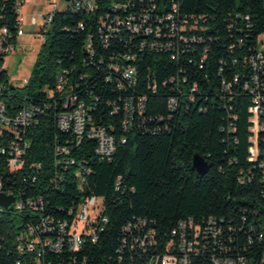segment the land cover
I'll return each mask as SVG.
<instances>
[{"label":"trees","instance_id":"trees-1","mask_svg":"<svg viewBox=\"0 0 264 264\" xmlns=\"http://www.w3.org/2000/svg\"><path fill=\"white\" fill-rule=\"evenodd\" d=\"M14 1L0 0V26L8 24L12 29L15 24ZM85 1L67 0L70 4L53 14L42 31L29 79L20 88L8 84L4 89L8 114L26 105L38 110L24 134L29 147L22 168L10 172L7 156L0 154V176L23 204L22 209L0 210V264H153L169 242L173 247L179 242L178 234L171 232L181 233L182 221L191 219L203 226L209 217L223 218L225 225H232L231 231L215 242L199 240L200 251L189 255V264H211L213 253L259 263L264 258V180L258 169L249 172L250 98L238 85H232L231 94L223 93L221 80H230L240 70V57L249 53L257 36L264 35V0H154L155 12L161 15L175 3L179 14L205 16L198 22L206 27L199 32L204 42L183 43L177 37L121 29L104 48L98 39L100 19L113 15L114 3L127 0H92V9L84 7ZM149 6V0H131L126 12L141 13ZM118 14L123 16V8ZM246 15L248 20L243 19ZM169 24H161L163 33H168ZM89 36L91 44H87ZM13 39H18L16 28ZM153 41H169L171 46L150 48ZM140 42L145 43L141 50ZM204 46L208 50L202 58ZM126 53L133 59H124ZM117 62L136 67L134 85L120 79L122 87H117L120 75L110 69ZM171 76L177 80L168 82ZM8 81L6 70L0 71V88ZM192 83L197 88L189 102L178 89L183 86L188 92ZM67 95L83 104L93 127L102 126L113 136L116 146L110 157L96 154L94 140L84 136L78 141L71 131L58 128L57 116ZM171 96L180 104L175 112L174 105H167ZM130 97L134 106L144 97V109L140 114L135 111L125 125V99L131 101ZM61 145L70 151L57 155ZM194 153L208 162L204 174L192 167ZM65 159L67 164L62 162ZM240 171L250 174V181L240 183ZM85 195L102 199L106 218L95 230L94 242L85 237L76 251L65 243L52 250L49 241L27 249L33 239V235L25 237L29 226L44 218L53 226L57 221L70 222V208ZM30 198L36 208L26 203ZM139 218L150 221L155 233L145 251L134 242L138 229H124ZM55 233L40 237L54 240ZM220 246L227 249L221 251ZM174 253L180 254L176 247Z\"/></svg>","mask_w":264,"mask_h":264},{"label":"built area","instance_id":"built-area-1","mask_svg":"<svg viewBox=\"0 0 264 264\" xmlns=\"http://www.w3.org/2000/svg\"><path fill=\"white\" fill-rule=\"evenodd\" d=\"M32 0H15L13 5V11L15 13V24H13L12 29L8 24H3L0 26V71L4 69L5 57L12 53L16 48L18 40L13 39V28H20L22 35L24 34V22L25 15L22 12V7L28 5ZM58 0H47L48 9L41 15L39 25V32L41 33V38L43 40L42 31L49 27L52 21L53 14L58 10L57 8ZM67 2V0H64ZM131 0H127L126 3L116 2L113 5L111 16L106 14L105 17L100 19V27L98 28V39L101 45L107 47L110 38L115 36L121 29L129 31L130 33H138L143 35H154L160 38L177 37L179 41L183 43L197 41L204 42L200 31L206 29L205 26L198 25L199 21H204L205 16L203 15H189L182 14L178 12V7L175 3L171 6V11L166 14H159L155 12L156 5L154 0L150 1V6L148 10L141 13L126 12L128 3ZM141 1V0H139ZM87 9H92V0H87ZM79 8V7H78ZM123 8V16L118 14V10ZM34 16V17H33ZM1 19V18H0ZM244 20H248V16H243ZM153 20V21H152ZM164 21L170 22L168 33H163V28L161 24ZM31 24H37L35 15L32 14ZM79 27L82 28V23H79ZM198 34L184 35L183 32L196 31ZM91 36L88 38L87 44H91ZM240 44V41H238ZM171 46V43H160L153 41L149 44L150 48H165L166 46ZM145 46L144 42H140L139 49ZM232 47V46H230ZM188 48V47H187ZM186 48V49H187ZM186 49H183L186 50ZM208 50L207 46H204L201 51L202 58H205L206 52ZM93 56V55H91ZM122 57L126 60L133 59V54H124ZM116 58L112 56L111 59ZM2 60V62H1ZM240 70L235 73L230 80H221V91L228 94L232 93V85H238L240 89L246 93L250 98V103L247 106L248 111V157L247 160L251 162L250 170L258 169L262 179L264 180V35H259L256 38L255 45L249 50V53H245L240 57ZM236 61V60H235ZM201 67V65H199ZM242 67V68H241ZM134 65L113 63L110 64V69L119 73L120 78L117 82V87H122V81L127 84V86L134 85L136 79H134ZM243 68H246L243 69ZM177 80V77L171 76L168 82H173ZM187 78L183 77L182 82H186ZM163 84L166 81L162 82ZM11 84L9 81L2 84L0 88V154L6 155V163L8 170L10 172H16L20 170L23 166L22 156L25 154L27 148L29 147V142L24 138L25 131L33 121L35 111L38 109L28 108V105L23 106L17 112L13 114L7 113V108L4 103V89L7 85ZM12 85V84H11ZM152 89H156L155 82H152ZM62 86H57L56 89H61ZM196 83L189 85V91L186 92L184 87L181 86L178 92L185 98L192 102L194 100L193 92L196 90ZM241 93V92H240ZM237 92L233 91V95ZM224 96V95H223ZM131 101L125 99L124 113L126 116L125 125L127 120L135 114V111L140 114L144 109L143 100L144 97H139L136 105L134 106L132 98ZM167 105H174V112L180 109V104L178 98L171 96L168 98ZM182 107V106H181ZM202 109V107H199ZM171 117V115H168ZM233 118H235L233 116ZM57 126L62 131H71L75 134L76 139L80 141L84 136L92 139L96 142L95 152L101 158L110 157L112 155V148H115L116 141L110 133H107L104 127H93L92 119L88 118V114L84 109L81 102H77L74 96H65L64 112H60L57 116ZM11 137L9 140L8 137ZM123 142L124 139H121ZM69 148L66 145L57 146L56 153L67 154ZM68 159L64 162L67 164ZM70 163H73V159H70ZM75 174L80 175L77 171ZM82 178V177H81ZM250 174L240 171L237 180L240 183H245L250 181ZM81 182L82 179H81ZM80 182V183H81ZM8 182L4 181V178L0 176V193L6 195L14 196V202L11 208L22 209L23 204L20 199H17L13 194ZM26 203L29 206L36 208V202L34 198L27 199ZM3 209L0 207V210ZM103 205L102 199L95 195H85L75 206L71 207L69 214H72V220L70 222L57 221L56 226L50 225L47 218L41 219L39 223L29 226L28 233L26 232L25 237L28 235H33V239L26 245L28 250H34L35 245L41 243L42 241H49V248L58 251L62 245L67 244L68 248L72 251H76L80 248L85 237H89V240L94 242L96 240L95 230L101 224L105 222L106 218L102 215ZM245 220V217H243ZM49 222H52L51 220ZM224 219L215 217H209L207 221L200 225H194L193 221L189 219L188 221H182L181 233H174V229L171 234H178L179 242L176 244V248L180 254L174 253L175 247L173 243L169 242L166 245L165 252L161 256H157L153 264H171V262H178V264H189V255L197 254L200 251L198 247L200 245L199 240H220L222 236H227L229 231H231L232 225L230 223L224 224ZM131 227L137 228L138 233L134 239V242L138 246H144L143 251L146 250V246L153 244L154 240V229L150 226V221L145 218H139L133 224H127L124 228L127 232ZM56 232L54 240L51 239H41V235ZM263 234L261 233V238ZM260 241V240H259ZM125 242V238L122 243ZM206 245V244H205ZM205 245L203 247H205ZM202 247V248H203ZM221 251L227 249V246H220ZM39 254V253H38ZM211 264H233V262H240V264H256L248 262L245 257H220L214 253L210 255ZM264 258L260 260L257 264H263Z\"/></svg>","mask_w":264,"mask_h":264},{"label":"rangeland","instance_id":"rangeland-1","mask_svg":"<svg viewBox=\"0 0 264 264\" xmlns=\"http://www.w3.org/2000/svg\"><path fill=\"white\" fill-rule=\"evenodd\" d=\"M69 4L70 2L58 0L57 8L64 10ZM29 8L31 10L28 12L26 22L23 25L24 34L22 37L19 36L21 38L17 42L16 48L11 54L5 57L4 61L7 79L12 85L18 88L22 87L29 79L30 72L43 41L41 33L39 32L38 22L40 21L41 15L48 9L47 0H32L28 5L22 7V12L26 13ZM32 14L35 15L37 20V24L35 25L31 24ZM171 264L173 263L171 262Z\"/></svg>","mask_w":264,"mask_h":264},{"label":"water","instance_id":"water-1","mask_svg":"<svg viewBox=\"0 0 264 264\" xmlns=\"http://www.w3.org/2000/svg\"><path fill=\"white\" fill-rule=\"evenodd\" d=\"M13 88V85H11ZM192 167L198 174H204L208 169V162L205 158L201 157L199 154L194 153L192 156ZM14 202V196L6 195L0 193V207L3 209L11 208Z\"/></svg>","mask_w":264,"mask_h":264},{"label":"bare ground","instance_id":"bare-ground-1","mask_svg":"<svg viewBox=\"0 0 264 264\" xmlns=\"http://www.w3.org/2000/svg\"><path fill=\"white\" fill-rule=\"evenodd\" d=\"M85 3L87 4V2L85 1ZM16 35L17 37L22 36V32H20V28H16ZM61 83V80L59 79V84ZM28 108H32L31 106H29ZM62 112H64V109H62ZM114 148H112V152H113ZM173 264H176V262H172ZM234 264V262H233Z\"/></svg>","mask_w":264,"mask_h":264},{"label":"crops","instance_id":"crops-1","mask_svg":"<svg viewBox=\"0 0 264 264\" xmlns=\"http://www.w3.org/2000/svg\"><path fill=\"white\" fill-rule=\"evenodd\" d=\"M31 9L29 8V9H27V11H26V13H24V15H25V22H26V19H27V14H28V12L30 11ZM32 13V12H31ZM22 37V36H21ZM21 37H19L18 38V41H20V38Z\"/></svg>","mask_w":264,"mask_h":264}]
</instances>
